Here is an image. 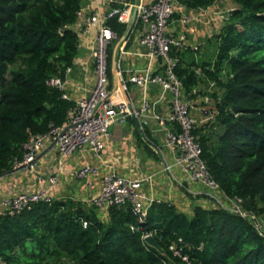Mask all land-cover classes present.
I'll return each mask as SVG.
<instances>
[{"label": "trees", "instance_id": "16d2710c", "mask_svg": "<svg viewBox=\"0 0 264 264\" xmlns=\"http://www.w3.org/2000/svg\"><path fill=\"white\" fill-rule=\"evenodd\" d=\"M177 1L188 10L217 2ZM230 1L218 32L171 55L184 93L212 100L213 116L194 130L202 159L224 193L259 220L262 234L249 216L220 207L195 205L187 213L153 203L138 228L129 203L110 206L103 219L81 199L52 196L0 211V264H264V0ZM81 2L0 0V176L22 158L30 136L66 121L73 103L45 80L62 76L77 55V37L65 25ZM145 232L163 254L144 242ZM179 237L188 263L169 250Z\"/></svg>", "mask_w": 264, "mask_h": 264}, {"label": "built area", "instance_id": "2783aa9c", "mask_svg": "<svg viewBox=\"0 0 264 264\" xmlns=\"http://www.w3.org/2000/svg\"><path fill=\"white\" fill-rule=\"evenodd\" d=\"M232 9L219 10L211 4L188 10L177 0H82L75 19L65 28L75 33L77 49L86 51L85 58L78 61L77 52L62 76L45 80L73 105L63 124H50L46 132L30 136L23 146L22 158L13 165V170L32 171L39 153L52 149V167L41 178L45 186L18 190L5 197L0 201V211H19L34 202L50 200L48 190L58 184L67 160L87 152L96 161L76 164L68 174L71 179L83 180L89 188L97 179V189L78 199L95 206L103 219L110 206L129 203L137 227L141 228L147 223L150 205L162 201L175 204L152 190L157 175H162L189 199L203 201L193 206L220 207L249 216L262 234L259 220L247 214L240 198L224 193L202 159L194 134L198 122L192 108L199 102L197 109L205 121L214 114L212 100L208 94H197L194 101L184 93L175 73L177 58L171 55L174 47L197 49L190 33L203 27L210 34L214 26L215 33L218 32ZM127 123L133 125L138 143L147 144L153 152L151 156L159 169L149 167L148 172L127 175L116 170L113 160L105 161L111 126ZM147 235L152 233L145 232L142 237ZM184 247L179 237L169 245V250L188 263L190 258Z\"/></svg>", "mask_w": 264, "mask_h": 264}, {"label": "crops", "instance_id": "0c3cea01", "mask_svg": "<svg viewBox=\"0 0 264 264\" xmlns=\"http://www.w3.org/2000/svg\"><path fill=\"white\" fill-rule=\"evenodd\" d=\"M220 2L221 0H217L214 5H218ZM218 9L224 10L225 8L218 6ZM204 29L205 28L203 27H197L193 33H190L193 35L192 40L194 42H205L206 38L201 39L199 42L196 38L199 34H201L202 37L207 36L208 33H206V30ZM85 54V50L78 51V61L83 57L85 58ZM126 125L127 127L125 131L122 130V125L113 126L114 129L111 131V137L106 149L105 161L112 162L111 160H113L114 163H112L115 165L116 170L119 173L127 175H137L142 172H148V169L151 167L159 169L158 162L152 158L150 153L139 152L140 148L137 138H135L133 131L134 127L130 123H127ZM141 148H143L142 145ZM54 157L55 153L53 150L45 148L39 153L37 165L32 171L24 168L16 170L12 169L0 176V200L10 196L13 191L33 190L44 187L45 185L44 182L41 181V178L46 176L47 172L52 167L51 163L53 162ZM87 160L90 162L96 161L87 152H82L80 154L77 153L69 158L65 163L64 169L60 171L58 184L48 190L51 196L63 197L70 195L84 199L88 194L95 191L99 185L97 179L93 180V187L89 188L83 180L71 179L68 174L73 166L81 164ZM156 178V185L152 190L159 197L174 202L180 210L189 213L194 204H202L203 201L201 199H189L180 190L173 188L164 178H162V175H157ZM197 187L198 186L194 188Z\"/></svg>", "mask_w": 264, "mask_h": 264}, {"label": "rangeland", "instance_id": "374dc122", "mask_svg": "<svg viewBox=\"0 0 264 264\" xmlns=\"http://www.w3.org/2000/svg\"><path fill=\"white\" fill-rule=\"evenodd\" d=\"M217 6V8H218V6L219 7H221V8H229V7H233L234 6V4L229 0H221V2L218 4V5H216ZM216 28L217 27H213V33L215 34V30H216ZM189 37L192 39L193 38V35L192 34H190L189 35ZM207 37V36H206ZM206 37H202V35L201 34H199V35H197V40H198V42L201 40V39H204V38H206ZM202 44V43H201ZM202 47V46H201ZM193 106H195L194 108H192V114H193V116L196 118V120H197V124H201V121L204 119V116L202 115V114H200V112H199V110L197 109V106H198V104H196V105H193ZM114 126V125H113ZM113 126H111V128H110V131H113V129H114V127ZM126 127H127V125L126 124H123L122 125V130L123 131H125V129H126ZM135 134V133H134ZM135 136H136V134H135ZM139 144V152H144V153H148V151L146 150V148L143 146V148H141V144L140 143H138ZM16 192H14L13 191V193H11V196L12 195H14ZM73 194V193H72ZM1 201V200H0Z\"/></svg>", "mask_w": 264, "mask_h": 264}, {"label": "water", "instance_id": "95a60500", "mask_svg": "<svg viewBox=\"0 0 264 264\" xmlns=\"http://www.w3.org/2000/svg\"><path fill=\"white\" fill-rule=\"evenodd\" d=\"M248 215H251V212H247ZM144 242H146V244H148L149 246L155 248L159 253L163 254L164 250L162 249V247L158 244L157 240L155 239V237L153 235H147L143 238ZM70 264V262H69Z\"/></svg>", "mask_w": 264, "mask_h": 264}]
</instances>
